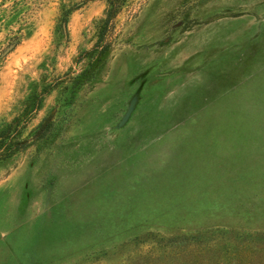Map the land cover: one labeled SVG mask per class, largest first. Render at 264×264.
<instances>
[{"label": "rangeland", "instance_id": "1", "mask_svg": "<svg viewBox=\"0 0 264 264\" xmlns=\"http://www.w3.org/2000/svg\"><path fill=\"white\" fill-rule=\"evenodd\" d=\"M107 8L0 0V264H264V0Z\"/></svg>", "mask_w": 264, "mask_h": 264}, {"label": "trees", "instance_id": "2", "mask_svg": "<svg viewBox=\"0 0 264 264\" xmlns=\"http://www.w3.org/2000/svg\"><path fill=\"white\" fill-rule=\"evenodd\" d=\"M108 3V8L105 12V15L98 22V33L100 39H108L111 36L112 29L115 26V21L118 15L122 12L123 7L126 3V0H105ZM75 8H70L68 10H64L61 22L63 28L67 30V25L69 22V17L73 13ZM108 52V46H103L100 50V54H106ZM51 87H47L46 94L49 92L48 89ZM45 95V94H44ZM42 98L38 99L35 103H33L34 110L38 109L41 104ZM30 104H27L25 109L23 110L24 115L23 118L26 117L29 111ZM23 120L20 117L15 118L11 123H8L3 128L0 129V159L7 160L12 158L19 151L25 149L28 144L27 140H22V128H23Z\"/></svg>", "mask_w": 264, "mask_h": 264}]
</instances>
